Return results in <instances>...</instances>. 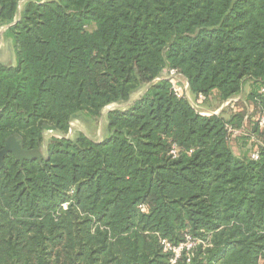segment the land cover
<instances>
[{
  "label": "trees",
  "instance_id": "trees-1",
  "mask_svg": "<svg viewBox=\"0 0 264 264\" xmlns=\"http://www.w3.org/2000/svg\"><path fill=\"white\" fill-rule=\"evenodd\" d=\"M6 26L0 149L55 136L0 169V264H264V130L256 161L226 132L264 113V0H0ZM169 70L249 104L202 117Z\"/></svg>",
  "mask_w": 264,
  "mask_h": 264
},
{
  "label": "built area",
  "instance_id": "built-area-1",
  "mask_svg": "<svg viewBox=\"0 0 264 264\" xmlns=\"http://www.w3.org/2000/svg\"><path fill=\"white\" fill-rule=\"evenodd\" d=\"M164 78L167 79L170 83H171V88L172 91L174 93V95L177 98L183 97L185 96L191 106L193 107V109L202 117H210L212 115H217L219 111H215V112H205L203 111L202 107H203V103L205 102L206 98L203 95H198L195 99H191L190 95L188 94V83L183 79V77H181L177 71L175 70H169L168 72H166L164 74ZM264 92V91H263ZM238 102V98H233V99H229L226 102L223 103L221 109L225 108V107H231V109H234L236 103ZM254 123L257 124L258 129L260 130H264V113L259 114L258 116L255 117L254 119ZM248 125V120L247 118H245L244 122H243V126L241 128V130H236L233 129L231 126H226V132H227V136L230 140V142L234 141L235 139H237L245 130V127ZM251 141L254 142L255 144V150H253L250 154V159L251 160H258V147H257V141L255 138L251 137ZM171 155L173 157L177 156V150L175 149V147H173L172 151H171ZM142 211L144 210L143 208L141 209ZM162 245H163V250L165 252H172L174 254V258L176 259L179 256L180 251L182 250L183 247L186 248H190L191 247V243L190 240H187V243H185L184 245H181L178 248H173L171 247L168 243H166L165 241H162ZM174 261V260H173Z\"/></svg>",
  "mask_w": 264,
  "mask_h": 264
},
{
  "label": "rangeland",
  "instance_id": "rangeland-1",
  "mask_svg": "<svg viewBox=\"0 0 264 264\" xmlns=\"http://www.w3.org/2000/svg\"><path fill=\"white\" fill-rule=\"evenodd\" d=\"M7 40L3 37V34L1 35V39H0V52H2L0 55H2V59H4V61L6 62V55L4 54L6 51V47H7ZM5 55V56H4ZM250 92V86L249 84H245V86L243 87V93L242 95H239L238 98V102L236 104H238L237 106L234 107V109H231V107H225L223 109H221L223 103L220 101V99L216 96V95H211L210 96V100L207 104H205L202 109L205 112L211 113V112H215V111H223L227 117V115H229L231 112H236L238 110V108L241 106L244 107V103L249 104L248 100H247V95ZM240 100V101H239ZM240 107V108H241ZM239 108V109H240ZM248 109V114L250 117V121H248V125L245 127V130L243 131V135L241 134L237 139H235L234 141L230 142V147L231 150L233 152V154L237 157H249L251 152L253 150H255V144L254 142L248 140V138H246L245 135H250L251 134V129H252V124L254 123V119L255 117L253 116L254 114L252 113V109H250L249 107H247ZM218 112V113H219ZM247 112V110H246ZM102 125V123H101ZM100 125V121H99V125L98 126H94V129L89 133V136H93V137H99L101 135V128ZM72 126V130L78 129L83 133H86L88 135V131L86 130L85 126L82 125L80 122H76L71 124ZM55 134H52L50 132H47L45 134L46 138H50V137H54Z\"/></svg>",
  "mask_w": 264,
  "mask_h": 264
},
{
  "label": "water",
  "instance_id": "water-1",
  "mask_svg": "<svg viewBox=\"0 0 264 264\" xmlns=\"http://www.w3.org/2000/svg\"><path fill=\"white\" fill-rule=\"evenodd\" d=\"M7 27L8 26L3 27L0 30V39H1V35L6 30ZM6 48L7 49L4 54L6 55L7 61L5 62L4 59H2V55H0V65L7 67V68H12L15 65V58H14V53H13V49L11 47L10 42L7 43ZM1 53L2 52H0V54ZM101 123L102 121H100V125ZM100 131H101V128H100ZM48 142H49V139L44 137L43 144L38 149L24 150L22 148L21 140L17 136H11L7 138L2 149H0V169L4 167V160L9 155H11L14 158V160L20 163L21 165L23 164V162H29V161H36V160L46 161L48 158V153H47Z\"/></svg>",
  "mask_w": 264,
  "mask_h": 264
}]
</instances>
